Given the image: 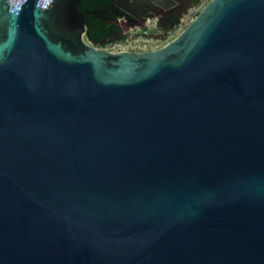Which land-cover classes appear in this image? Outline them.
Returning <instances> with one entry per match:
<instances>
[{
    "label": "water",
    "instance_id": "water-1",
    "mask_svg": "<svg viewBox=\"0 0 264 264\" xmlns=\"http://www.w3.org/2000/svg\"><path fill=\"white\" fill-rule=\"evenodd\" d=\"M185 2L110 52L80 0H0V264H264V0L110 6Z\"/></svg>",
    "mask_w": 264,
    "mask_h": 264
},
{
    "label": "trees",
    "instance_id": "trees-1",
    "mask_svg": "<svg viewBox=\"0 0 264 264\" xmlns=\"http://www.w3.org/2000/svg\"><path fill=\"white\" fill-rule=\"evenodd\" d=\"M112 3V0H80V10L84 13L87 39L96 45L106 46L115 42H123L127 33H123L113 17L104 12ZM179 20L176 18L171 22L167 30L173 31Z\"/></svg>",
    "mask_w": 264,
    "mask_h": 264
},
{
    "label": "rangeland",
    "instance_id": "rangeland-1",
    "mask_svg": "<svg viewBox=\"0 0 264 264\" xmlns=\"http://www.w3.org/2000/svg\"><path fill=\"white\" fill-rule=\"evenodd\" d=\"M185 3L187 4V6L188 4H190L189 2ZM197 13V10L193 7H190L184 11L180 10V23L178 24L177 28L165 34L161 30H154V27H156L155 21L149 22L148 20H146L145 23L148 24L150 30H143L144 26H139L138 28H135V26H131L124 29L119 25L120 27H122L123 33L128 34V37L122 43H119L121 46L120 49L133 52H142L146 50L157 49L177 36L195 17ZM84 38L89 41L86 35L84 36ZM89 43L94 47L106 50V46L96 45L91 43L90 41Z\"/></svg>",
    "mask_w": 264,
    "mask_h": 264
},
{
    "label": "flooded vegetation",
    "instance_id": "flooded-vegetation-1",
    "mask_svg": "<svg viewBox=\"0 0 264 264\" xmlns=\"http://www.w3.org/2000/svg\"><path fill=\"white\" fill-rule=\"evenodd\" d=\"M110 5L107 6V8L104 9V12L107 13L109 16L113 17L114 22L119 24L118 21L124 18V19H127V21L129 23H134V26L136 25L135 28H138L139 26L143 25L144 26L143 30H150L148 24L145 23L146 20H148L149 22L155 21L156 27H154V30H161L164 34L170 31V30H167V28L171 25V22L174 19L177 18L179 20L178 24L180 23V16H179L180 10L184 11V10L187 9V4L186 3L178 4L175 7H172L170 9H167V10L163 11L162 14L159 17H157V18H153V17L152 18H148L147 17L143 21L142 18H144V16L141 17V18L132 19V18H130L128 16H124L117 8L111 7ZM80 8H81V6L79 7V10H80ZM84 18H85V15H84ZM85 29H86V26H85ZM121 30H122V27H121Z\"/></svg>",
    "mask_w": 264,
    "mask_h": 264
},
{
    "label": "built area",
    "instance_id": "built-area-1",
    "mask_svg": "<svg viewBox=\"0 0 264 264\" xmlns=\"http://www.w3.org/2000/svg\"><path fill=\"white\" fill-rule=\"evenodd\" d=\"M119 43H122V42H115V43H111V44H107L106 45V50L107 51H110V52H119V51H124V49H120L121 46Z\"/></svg>",
    "mask_w": 264,
    "mask_h": 264
}]
</instances>
